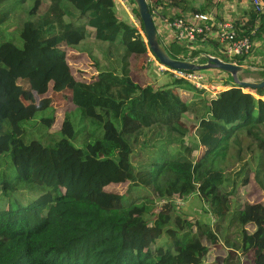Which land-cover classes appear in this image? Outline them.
<instances>
[{
	"label": "trees",
	"instance_id": "1",
	"mask_svg": "<svg viewBox=\"0 0 264 264\" xmlns=\"http://www.w3.org/2000/svg\"><path fill=\"white\" fill-rule=\"evenodd\" d=\"M145 1L168 56L205 63L203 54L211 53L201 49L204 43L168 42L157 16L202 12L222 20L212 8L227 0ZM115 4L0 0V86L6 97L0 98V264H202L210 235L222 242V264H242L248 203L237 188L252 184L264 192V99L237 104L229 96L237 110L225 114L187 82L169 77L175 85L154 87L134 81L131 58L145 57L149 47ZM232 23L238 38L253 42L264 34V12L251 6L246 19ZM205 44L214 50L218 45ZM29 49L38 66L26 82L38 73H70L67 50L92 61V77L73 79L64 92L73 109L60 129H52L55 114L47 108L24 113L22 86L11 73L21 69ZM245 58L224 61L242 65ZM222 83L240 86L232 78ZM249 89L264 95V87ZM185 114L197 119L196 141H186ZM201 148L202 155L194 154ZM108 185L123 190L116 207L99 202ZM192 193L205 199L210 222L191 220L175 204L155 212L156 200ZM148 214L159 231L151 246L143 237ZM250 264H264V250Z\"/></svg>",
	"mask_w": 264,
	"mask_h": 264
},
{
	"label": "rangeland",
	"instance_id": "2",
	"mask_svg": "<svg viewBox=\"0 0 264 264\" xmlns=\"http://www.w3.org/2000/svg\"><path fill=\"white\" fill-rule=\"evenodd\" d=\"M108 3H111L113 0H103ZM115 8L119 15L126 21L131 22L132 20L136 22V25L139 27V22L136 20L135 15L132 13V4L130 0H115ZM122 1V2H121ZM150 3L154 0H148ZM235 1V2H234ZM242 0H229V2H221V5L217 8H212V12L218 11L220 14L225 12V15H229L230 18H233L234 21L239 20L242 16L247 17V12L250 8L249 2L247 0L245 3ZM206 1H203V3ZM201 3L199 0L197 2ZM235 3L236 8L233 10L231 4ZM242 4V5H241ZM248 7H245L247 6ZM252 7V6H251ZM223 11V12H222ZM132 17V19H131ZM232 20V19H231ZM158 21V20H157ZM233 21V20H232ZM159 32L163 35H169L170 33L164 28L160 22H158ZM143 37V31L140 32ZM145 39V38H144ZM257 47L256 53L261 54V60L264 62V56L262 55V49L264 48V38H258L255 40ZM203 51L211 54H216L217 51L209 44L201 45ZM71 50H67V62L70 65V73L57 72L53 75H41L40 73L37 76L26 82L24 76L31 71L32 69H37L38 56L32 49H29L27 52V59L22 65L21 69L13 71L11 74L16 78V81L19 85L22 86V93L20 99L24 104V113L27 116H30L33 111L37 109L47 108L46 111H53L55 114L54 122L52 123V129H60L63 118L69 111L73 109V106L67 102L66 94H68L67 89L70 87L73 79L80 76L85 79H90L94 73L93 68L91 67V60L86 57H75L72 55ZM149 50L146 48L145 57L144 55L131 58V76L134 81L141 83L142 85L151 84L154 87H162L166 85L173 86L174 83L169 80L167 74H155L153 68L147 62V54ZM250 55V54H249ZM248 55V56H249ZM247 56V57H248ZM246 57V58H247ZM245 58V59H246ZM230 60V58H224ZM145 60V63H144ZM197 58L194 57L189 61H196ZM260 61V60H259ZM256 61L249 62L248 59L244 60L242 66L243 70L237 74L239 79L245 81H259L262 76V69H264V63ZM201 71L206 79L209 82H212L214 88L212 91L221 92L222 91V82L224 80L232 78V76L218 68L210 67L206 69H201ZM221 82V83H220ZM227 87L222 94H219L214 97L216 101L211 100V104L217 106L219 109L224 110L225 114L233 112L235 114L236 104L232 105V101L238 99L239 102L251 104L253 98H258L255 92L250 90L247 87ZM232 88V89H230ZM234 88V89H233ZM65 91L66 94L64 93ZM230 96V99H229ZM259 96V95H258ZM0 98L5 99L4 92L0 86ZM264 99V95H262ZM237 103V101H236ZM238 104V103H237ZM181 121L189 128V133L186 137L187 142L196 141L194 135V128L197 124V119L191 114L183 115ZM200 152H203V148L199 152L194 151V154L202 155ZM229 153L230 150H229ZM228 168H224L226 170ZM106 191H103L100 195L99 202L103 207H116L119 205L120 200L117 194H122L123 190L120 186L108 185ZM237 190L242 194L244 202L248 203L245 207V214L247 219V229L249 230V238L247 246L242 251H239V258L242 260V264H250L253 256L261 250H264V192L252 184H247L246 186H240ZM116 193V194H115ZM156 209L155 212L160 210H166L170 208L172 204L178 206L179 212L188 216L191 220H200L203 222H210L212 217L203 211L205 204V199L198 193H192L186 197L173 196L170 198L156 200ZM148 226L143 235L146 246H151V239L155 238L159 231L152 224V216L148 214L147 216ZM208 246L207 254L205 255L202 264H222V259L224 257V249L222 247V242L215 235L209 236V241L205 242Z\"/></svg>",
	"mask_w": 264,
	"mask_h": 264
},
{
	"label": "built area",
	"instance_id": "3",
	"mask_svg": "<svg viewBox=\"0 0 264 264\" xmlns=\"http://www.w3.org/2000/svg\"><path fill=\"white\" fill-rule=\"evenodd\" d=\"M249 3L256 12H264V0H250ZM157 20L170 33V36H165L168 42L175 39L178 42L191 45L196 42L205 44L208 40L215 41L218 44L216 46L217 55H209L222 61H224V58L232 60L236 56H248L253 48V42L247 36L237 37L231 20L228 18L219 20L213 13L194 12L172 19L159 15ZM132 23L141 32L136 22L132 20ZM147 56V62L153 68L155 74L165 73L174 80L187 82L195 89L208 94L210 100L218 95L219 92L212 91L214 88L213 83L209 82L201 71L172 68L161 63L150 50ZM232 63L237 64L236 61ZM257 97L262 98L258 95Z\"/></svg>",
	"mask_w": 264,
	"mask_h": 264
},
{
	"label": "water",
	"instance_id": "4",
	"mask_svg": "<svg viewBox=\"0 0 264 264\" xmlns=\"http://www.w3.org/2000/svg\"><path fill=\"white\" fill-rule=\"evenodd\" d=\"M137 9L138 15L143 24V34L145 41L148 44L149 50L155 55V57L163 64L168 65L175 69L183 70H201L210 67L218 68L224 72L229 73L232 76V81L240 85L241 87H247L251 89L263 88L264 79L259 81H245L239 79L237 74L243 70V66L220 60L217 57H213L209 54H203L206 58L205 63H198L197 61L189 60H177L172 59L166 53L164 46L159 42L157 31L154 26L153 18L149 12L147 3L145 0H133Z\"/></svg>",
	"mask_w": 264,
	"mask_h": 264
},
{
	"label": "crops",
	"instance_id": "5",
	"mask_svg": "<svg viewBox=\"0 0 264 264\" xmlns=\"http://www.w3.org/2000/svg\"><path fill=\"white\" fill-rule=\"evenodd\" d=\"M243 1V0H242ZM241 1V2H242ZM248 1H250V0H248ZM225 2H229V0H227V1H225ZM235 2V1H234ZM244 3H245V1H243ZM246 2H247V0H246ZM236 4L235 3H233V4H231V8L233 9V10H235V8H236V6H235ZM242 5V4H241ZM249 6H250V4H249ZM245 7H248V5L247 6H245ZM219 12H221V11H219ZM223 12V11H222ZM221 18H223V19H225V18H228L229 20H234L233 18H230V16L229 15H225V12L224 13H222L221 14ZM242 18H244V19H246V16H242ZM231 20V21H232ZM261 37H263L264 38V34H262V35H260L258 38H261ZM257 38V39H258ZM256 47H257V44H256V41H253V48H252V50L250 51V55L246 58V59H248V61L249 62H251L252 60L253 61H256V62H258L259 60V63H261V58H262V56H261V54H258V53H256ZM262 55L264 56V48L262 49ZM246 59H245V61H246ZM264 59V58H263ZM263 62V61H262ZM264 63V62H263ZM262 70H264V69H262Z\"/></svg>",
	"mask_w": 264,
	"mask_h": 264
}]
</instances>
